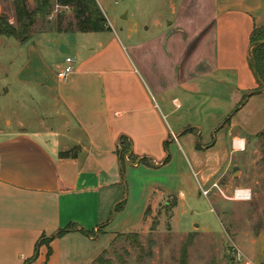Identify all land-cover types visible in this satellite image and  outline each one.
Wrapping results in <instances>:
<instances>
[{"label": "crops", "instance_id": "1", "mask_svg": "<svg viewBox=\"0 0 264 264\" xmlns=\"http://www.w3.org/2000/svg\"><path fill=\"white\" fill-rule=\"evenodd\" d=\"M165 4L126 47L56 28L32 37L16 66L0 40V264H93L152 195L175 200L173 219L192 214L199 188L247 165L264 135L248 58L264 0Z\"/></svg>", "mask_w": 264, "mask_h": 264}, {"label": "rangeland", "instance_id": "2", "mask_svg": "<svg viewBox=\"0 0 264 264\" xmlns=\"http://www.w3.org/2000/svg\"><path fill=\"white\" fill-rule=\"evenodd\" d=\"M66 1H71L69 7L59 6ZM94 2L111 28L108 33L96 37L105 42L117 36L126 47L128 31L136 30L142 35H149L143 30L146 22L166 14L167 0ZM75 5V0H26V19L30 16L34 23L27 27L20 40L0 37L4 45L13 46L16 66L21 64L22 52L29 46L27 42L32 37L54 31L57 24L64 29L68 24L75 23ZM0 18L17 27L16 0H0ZM192 28H198V24L193 23ZM64 46L66 44L59 49L60 53L72 56V47ZM86 47L89 48V45ZM249 150L247 165L230 169L224 179L217 181L226 192L233 188L249 189L250 202H227L213 192L205 199L199 193L192 201V214L178 212L173 219L175 200L154 194L142 221L137 219L135 230L117 235L107 251L93 264H239L233 258L235 249L252 264H264V135ZM188 188L192 189V185L189 184ZM183 193L186 195L187 192ZM133 194L129 188V200ZM129 213L136 216L135 207Z\"/></svg>", "mask_w": 264, "mask_h": 264}, {"label": "trees", "instance_id": "3", "mask_svg": "<svg viewBox=\"0 0 264 264\" xmlns=\"http://www.w3.org/2000/svg\"><path fill=\"white\" fill-rule=\"evenodd\" d=\"M69 2L71 1H66L65 3L60 4L59 6L69 7V4H68ZM25 3H26V0H16V26L17 27H12L11 25L8 24L6 20H4L3 18H0V37L20 40V37L24 34V32H26L27 27L28 26L30 27L34 23V20L32 19V17L28 16V18L26 19V11H25V6H24ZM75 3H76L75 9H74L75 23L73 25L68 24L64 29H62L61 26L57 24L56 28L58 32L76 31L79 33H103V32L110 31V28L108 27L106 20L102 16V13L96 6L94 0H75ZM263 39H264V29H253L250 35V38H249V45L251 46L255 42L261 41ZM251 55L254 59L258 75L264 84V46L254 47L251 50ZM256 90L260 91L258 87ZM227 123H228V120L225 122V124ZM121 141H122L123 146H122L121 153L119 154V156L122 161V157L126 155L129 151V146L126 144L125 139H121ZM64 156L66 155L64 154L61 155V157H64ZM121 173H122V169H121ZM74 230H76L75 226H69L66 229L58 232L56 236L61 237ZM85 234L88 235V233H85Z\"/></svg>", "mask_w": 264, "mask_h": 264}, {"label": "built area", "instance_id": "4", "mask_svg": "<svg viewBox=\"0 0 264 264\" xmlns=\"http://www.w3.org/2000/svg\"><path fill=\"white\" fill-rule=\"evenodd\" d=\"M123 0H114L115 3ZM72 64L73 61L71 58H66L64 60L65 67L59 73V78L62 80L67 79V77L72 73ZM213 192L217 194L220 198L227 202H235V203H247L251 201V191L247 188H233L229 192H226L222 186L219 184V181L215 180L211 183L210 187L199 188V193L203 198H208L209 194ZM234 261L239 264H252L248 261L244 256L235 249V253L233 255Z\"/></svg>", "mask_w": 264, "mask_h": 264}, {"label": "water", "instance_id": "5", "mask_svg": "<svg viewBox=\"0 0 264 264\" xmlns=\"http://www.w3.org/2000/svg\"><path fill=\"white\" fill-rule=\"evenodd\" d=\"M257 46H264V39L261 40V41H257V42H255L254 44H252L250 46L249 53H248V58H249L251 72H252V75L254 77V80H255L258 88L260 89V91L264 93V84H263V82L261 81V79H260V77L258 75L257 68H256V65H255V62H254V59H253V57L251 55V50L254 47H257Z\"/></svg>", "mask_w": 264, "mask_h": 264}]
</instances>
